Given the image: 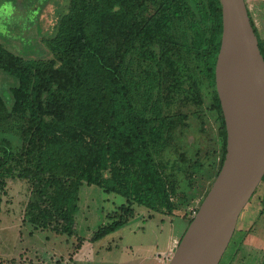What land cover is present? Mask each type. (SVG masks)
<instances>
[{
	"label": "trees",
	"instance_id": "1",
	"mask_svg": "<svg viewBox=\"0 0 264 264\" xmlns=\"http://www.w3.org/2000/svg\"><path fill=\"white\" fill-rule=\"evenodd\" d=\"M50 17L47 11L39 18L44 33ZM221 28L219 0H70L54 36L41 39L50 59L26 61L0 45V72L14 82L6 99L0 96V191L14 179L39 186L51 212L64 220L57 221L58 230L69 237L76 234L71 215L81 186L120 195V214L97 228L92 243L126 225L133 207L171 215L175 188L156 157L173 117L161 106L160 92L165 77L172 80L165 106L188 78L198 102L206 90L222 151L220 170L226 132L214 68ZM177 51L186 56L176 60Z\"/></svg>",
	"mask_w": 264,
	"mask_h": 264
},
{
	"label": "rangeland",
	"instance_id": "2",
	"mask_svg": "<svg viewBox=\"0 0 264 264\" xmlns=\"http://www.w3.org/2000/svg\"><path fill=\"white\" fill-rule=\"evenodd\" d=\"M136 1L132 0V3ZM69 2L0 0V45L16 58L26 61L50 59L41 39L45 35L54 36L60 19L68 12ZM260 2L263 1L246 0L264 50V17L259 15ZM150 3H146L147 16L152 13ZM47 11L51 13V23L44 33L39 29V18H45ZM182 56H186L185 52L177 51L175 59ZM193 59L188 65L196 62ZM13 85V80L0 72V96L3 99ZM171 85L172 80L165 77L160 103L165 112L173 117V124L167 144L156 159L167 184L175 188L171 196L175 208L169 215L173 218L136 206L133 207V217L126 225L92 243L90 239L97 228L109 224V217L120 214L119 206L125 202L123 197L107 194L95 186H81L78 210L71 215L76 234L69 237L58 230L59 217L51 212L50 201L46 193L42 191L40 194L39 186L29 180H7L0 191V264H142V259L152 251L149 249L145 254V246L157 245L159 238H166L169 224L173 229L180 225L185 232L189 207L194 204L197 212L219 170L222 151L206 90L200 91L201 100L198 102L199 93L188 78L182 92L165 106V102H169ZM10 138L19 143L16 135L11 134ZM263 202L264 183L261 182L241 211L220 264H263ZM183 216L186 221L178 218ZM190 216L191 212L188 224Z\"/></svg>",
	"mask_w": 264,
	"mask_h": 264
},
{
	"label": "water",
	"instance_id": "3",
	"mask_svg": "<svg viewBox=\"0 0 264 264\" xmlns=\"http://www.w3.org/2000/svg\"><path fill=\"white\" fill-rule=\"evenodd\" d=\"M214 83L226 132L222 166L167 264H219L264 176V59L246 0H219Z\"/></svg>",
	"mask_w": 264,
	"mask_h": 264
},
{
	"label": "crops",
	"instance_id": "4",
	"mask_svg": "<svg viewBox=\"0 0 264 264\" xmlns=\"http://www.w3.org/2000/svg\"><path fill=\"white\" fill-rule=\"evenodd\" d=\"M262 1L263 2H260L258 5L259 7H261L259 9V12H260L259 15H263V17H264V0H262ZM248 11L250 13L249 9H248ZM250 16H251V13H250ZM263 31H264V19H263ZM192 205L193 206L189 207V213L187 215V222H186L187 225H188V217L190 215V212L192 210H194V208L196 207L194 204H192ZM195 210H196V208H195ZM168 218H173V217L168 216ZM178 218L183 220V221H186V218L184 216L178 217ZM170 222H172V221L170 220ZM169 229L170 230H167L166 238H162L161 239L162 241L159 238L157 245L145 246V249H143L145 254H148L149 249H152V251L148 257L145 256L142 259V264H167L168 263L170 257L172 256V254L174 253V251L176 249V246H177L179 240L181 239V237L184 233V229H182V226H180V225H178V227L176 229H173L172 224H169ZM248 229L249 228H247V231H248ZM163 230L164 229L161 227V231H163Z\"/></svg>",
	"mask_w": 264,
	"mask_h": 264
},
{
	"label": "built area",
	"instance_id": "5",
	"mask_svg": "<svg viewBox=\"0 0 264 264\" xmlns=\"http://www.w3.org/2000/svg\"><path fill=\"white\" fill-rule=\"evenodd\" d=\"M195 212H196V210H195V209L191 211V216H190V217H191V219H192V217H194V215H195ZM178 243H179V242H178ZM177 245H178V244H177ZM176 247H177V246H176ZM172 255H173V254H172ZM171 257H172V256H171ZM171 257H170V258H171ZM169 260H170V259H169ZM168 262H169V261H168Z\"/></svg>",
	"mask_w": 264,
	"mask_h": 264
},
{
	"label": "flooded vegetation",
	"instance_id": "6",
	"mask_svg": "<svg viewBox=\"0 0 264 264\" xmlns=\"http://www.w3.org/2000/svg\"><path fill=\"white\" fill-rule=\"evenodd\" d=\"M256 191V190H255ZM255 193V192H254ZM264 203V202H263ZM253 224V223H252ZM244 243V242H243ZM222 258V257H221ZM263 258H264V249H263ZM220 262H221V260H220ZM220 262H219V264H220ZM263 264H264V261H263Z\"/></svg>",
	"mask_w": 264,
	"mask_h": 264
}]
</instances>
